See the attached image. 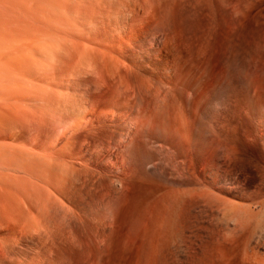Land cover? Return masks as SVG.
Listing matches in <instances>:
<instances>
[{"label":"rangeland","instance_id":"rangeland-1","mask_svg":"<svg viewBox=\"0 0 264 264\" xmlns=\"http://www.w3.org/2000/svg\"><path fill=\"white\" fill-rule=\"evenodd\" d=\"M88 1L0 0V202L13 204L19 198V206H13L24 204L27 214L20 212V220H28L12 224L13 206L0 203V264H161L132 215L140 194L163 183L212 196L196 195L189 220L175 227L178 233L166 251L169 264H199L209 256L219 260L225 251L231 264H264V130L253 119L259 134L250 136L238 126L239 117L231 127L224 121L235 104L234 89L245 87L250 55L242 56L247 63L233 65L232 77L197 110L195 88L202 93L211 87L214 66L210 44L199 43L205 19L185 23L173 43L178 52L165 56L164 31L143 29L139 17L123 20L114 11L101 10L114 0ZM237 3L233 0L232 12ZM242 8L250 21L263 16L249 28L264 27V3L244 0ZM71 21L72 29L67 25ZM100 43L115 56L118 71L126 76L123 83L113 76L111 65L96 61L101 58ZM200 50L205 52L201 59ZM260 83L264 89V81ZM160 103L158 111L180 136L173 143L161 138L157 125H162L151 117ZM215 129L221 139L232 138L228 145L236 148V155L227 156L221 148L196 153L200 130L210 138ZM66 142L67 153L53 157L52 163V153ZM54 164H60L59 171ZM58 179L68 182L61 195L54 188ZM5 212L9 219H2ZM59 230L64 234L60 239Z\"/></svg>","mask_w":264,"mask_h":264},{"label":"bare ground","instance_id":"bare-ground-1","mask_svg":"<svg viewBox=\"0 0 264 264\" xmlns=\"http://www.w3.org/2000/svg\"><path fill=\"white\" fill-rule=\"evenodd\" d=\"M238 1H239V4L237 3L235 5H237V7L239 5V7L237 8V10L235 12L233 11L234 13L232 12V9H231V5L233 3V0H114V3H112V4L111 3H107V4L104 5V7L102 6L101 7V10L106 11L108 14H109V12H110V14H114L113 12H111V11H114L120 17L122 16L123 20H124V18H125V20L128 19V18L131 20V19H135V17H139L138 18V21L142 25V28L143 29L146 30L147 28L151 27L152 29L154 28V29L158 30V28H159L162 31H164L166 34H165V40H164V43H163L162 51L164 52V55L165 56H169L170 54H172V52L174 50V44H173L174 43V40H177V39L179 40L180 39L181 32L183 31V25L185 23H189V22H193L194 23V22H197L198 20H201L202 18L205 19V28H204V31L201 34V38L202 39L200 40L199 43L202 44V45H204V43H205V45L210 44L211 51H212V54H213L212 55V61L211 62H213L214 66L212 68V71L210 72L211 80H212V82L210 84L211 87L208 88V89H204L205 91H202V93H201V90H200L201 88H198L197 87L198 85L195 88V91H197L196 92V96H197V99H198L196 101V103H195L196 106H197L196 107L197 110H198V107H200V104L203 102V100L207 99L208 96H210L211 92H213L219 85H221L223 81H226L227 79H230V77H232L233 72H234L233 71V67H234L233 65H236L237 66V64H235V63L238 62L239 60L242 62L241 59H242V56L244 54L250 55V61H249V63H247L248 58L245 59L246 61H244V59H243V61L248 64V66L245 65L246 66V68H245L246 71H245V76L244 77L246 79V84L243 83L245 85V87L243 86L244 89H242L241 86H240V88L242 90L240 88H238V90H235L234 89V91H233V93H234L233 94V97L235 98V104L232 105V109L229 111L230 113L228 114V116H226V118H224V121H225V123H228L227 124L228 126L231 127V123L230 122L237 116V117H239V120H240L238 122V126L240 125L242 127V129H244L245 132H247L248 134H250V136L255 135V136L258 137V135H256V134H259L258 129H260L261 131L264 130V89H262L263 85L260 83L261 81L262 82L264 81V27L262 26V28H260V29L257 30V29H254L252 27L249 28V26H253L252 24L256 23L263 16H262V14H259L257 16L251 17L252 18L251 21L249 19H246V18H248L249 14H245V10L242 8V3L244 2V0H238ZM259 1L261 3H264V0H259ZM98 2H100V1H98ZM103 2H102V4H104ZM250 3H251V1L248 4H250ZM99 4H101V3H99ZM253 4H254V1H253ZM254 5L256 6V4H254ZM9 6H10V4H9ZM80 6L81 5H79V7ZM97 7H99V5ZM78 9H80V8H78ZM80 10H78V11H80ZM84 10H86V9H84ZM75 12H77V10ZM85 13H86V11H85ZM248 13H250V12H248ZM77 15L78 14H76L75 17H73L72 19L76 18ZM237 15H239V18L236 20L235 18H236ZM71 16H73V15H71ZM77 18H78V16H77ZM90 18H91V16L89 17V19ZM70 19H71V17H70ZM92 20L93 19H91V21ZM244 20L245 21H247V20L250 21V22H248V25L244 23ZM260 21H261V19H260ZM74 23H76V22H74ZM69 24H72V21H71V23L69 22L67 25H69ZM8 26H10V25H8ZM69 26L71 27V25H69ZM257 26H258V24H257ZM74 28H76V27H74ZM78 28H79V26H78ZM151 28H150V30H151ZM64 29H65V27H64ZM71 29H72V27H71ZM78 30H80V29H78ZM85 34H87L86 31H85ZM85 34L83 33L82 35L85 36ZM161 35H162V33H161ZM86 36H87V39H88V36L89 35H86ZM57 41H60V40H57ZM91 42L88 43V46L89 47H90L89 44H91ZM68 43H69V40H68ZM101 44L102 43L99 44V46H100L99 49L100 50H99V53H98L101 56V58L100 59H97L96 61L103 63L107 67L109 65H111V67H113V72H114L113 73V76L114 77L115 76L118 77L119 80L121 81V83H123L124 80L126 79V76L123 75V74H121L118 71V65H117V63H114V61L116 60L114 58L115 56H112V54L107 51V48L105 49ZM64 46H65V44H64ZM64 46H62V48H65ZM197 50L199 51L198 48H197ZM157 51L160 52L159 50H157ZM175 52L177 53L178 50L177 51L174 50V53L173 54H175ZM200 52L201 53L199 55H200V59H201L203 56H205V52H204V50H200ZM85 53H84L83 56H86ZM91 53H94L93 50H92ZM45 54H46V52H45ZM174 56H176V55H174ZM244 57H245V55H244ZM171 58H173V56ZM176 59H179V58H176ZM50 60H53V59H50ZM244 62H242V64ZM111 67H110V69H112ZM240 69H241V67H240ZM241 73H242V70H241ZM166 93H165V95H166ZM199 93H201V94H199ZM50 94H52V92ZM172 94L173 93H169L168 92L167 95H172ZM172 96H174V95H172ZM46 97L49 98L48 96H46ZM51 97H52V95H51ZM43 99H45V98H43ZM49 101H50V99H49ZM159 102H161V101H159ZM159 102L156 101V104L159 103ZM163 102L162 103L164 104V106H166L165 105V101H163ZM169 103H170V101H169ZM47 104H48V102H47ZM49 106H51V105H49ZM159 106H161V103H160V105L157 106V112H152V114H154V115H151V117L152 116H156V119L158 118L159 123L162 125V127H160L159 124L157 125L162 130V132H160L161 133V138L165 142H169V143L171 142V143H173L174 140H176L180 136L178 135L177 132L174 133L173 130H171V128H172V126H170V124H171L170 121L171 120L170 121L168 120L170 122V124H168L169 122H167L166 117L164 118V116H163L164 112L163 111L162 112L158 111V107ZM52 107H54V106H52ZM59 107H60V105H59ZM161 107H163V106H161ZM47 108H48V105H47ZM50 108L51 107H49L48 109H50ZM166 108H169V107L166 106ZM166 108L164 107L163 109H166ZM173 108H174V106H173ZM51 110L52 109H50V111ZM152 110L153 109H151L150 111H152ZM181 110H182V108H181ZM85 112H86V110H85ZM172 112H173V110H172ZM5 115H7V114L5 113ZM195 115L197 116V114H195ZM167 119H170V118L168 117ZM253 119H255L254 120L255 122L254 121L253 122L256 124V126H257L258 129H255L256 127H253L252 126V123L251 122H252ZM180 120H182V119H180ZM254 123H253V125H254ZM235 127L237 128V126H235ZM219 128H222V127L220 126ZM200 131L201 132H199V136H197L196 141H195V145H194V149L196 150V153L199 154L203 150H205L206 148H211V149H214V150L217 149V148H221V149H223V150L226 151L225 153H226L227 156H230V157L231 156H234V154L236 153L235 152L236 148H234L235 149L234 150L232 147H230V145H228L229 143L232 144V141L230 140L232 138H229L228 137L225 140L221 139L218 135H216V129L212 132L213 135L210 138L207 136V134L205 133V131H203V130H200ZM2 133H1V135H2ZM4 133L6 134V132H4ZM158 133H159V131H158ZM68 142H70V141H68ZM14 144L15 143H13L12 145H14ZM69 145H70V143L68 144L66 142L59 150H57L55 153H52L53 156L50 157L51 159H49V158L48 159L52 162L55 157L57 159L61 158V156H63L64 154L67 153L68 148H69ZM11 147H14V146H11ZM30 153H31V150H30ZM16 154H17V152H16ZM40 155H42V154H40ZM46 156L49 157L50 155H46ZM46 156H44V157H46ZM52 158H53V160H52ZM46 160L44 161L45 163H46ZM49 160H47V161H49ZM60 164H59V166H57V165L54 164L53 167L56 166L57 167V171H59L58 170V167H60ZM14 167H16V166H14ZM43 169L41 170V172L43 171ZM51 169H52V167H51ZM52 170H54V169H52ZM44 171H45V169H44ZM148 174L150 176L153 175L150 172H148ZM58 177L61 178V176H58ZM61 181H59V179H58V182H57L58 183L57 184L58 186L54 185L55 186L54 187L55 189H56V187L59 189V190L57 189V191L59 192V194H60V191L62 192V190H63L62 189V186H63V184L67 180H65L64 183H62ZM42 183H44V182H42ZM47 183H48V181L46 182V184ZM61 183H62V185H60ZM67 183H65L64 185L66 186ZM70 187L71 188H74V189L75 188L77 189V186L75 185V183H71L70 184ZM54 188H52L53 191H51V189H49V191H51L53 193L54 192ZM46 190H48V189H46ZM78 190H80V189H78ZM57 191H55V194L57 193ZM13 192H15V191H13ZM36 192H38V191H36ZM34 193H33V195H34ZM1 194H3V193L1 192ZM56 195H58V193ZM196 195H198L199 197H201V196H206V195L210 196L211 194H209L208 192H205V193L203 192V194L199 195V192L197 190L190 189V188H188V189L187 188H175V187H171L170 184H166L165 185V183H163L162 186L152 188L150 191H147V192H145L143 194H140V196L135 201L133 215H132V217H133V224L135 226H138L137 228H139V227H143L144 228V232H145V235H144V238L145 239L144 240H145V242L148 243V245L150 246L151 250L159 257V259L161 261V264H167L168 263L167 255H166V251L168 249V242H169L170 238H172V236H174V235L176 236V234L178 233V232H175V229H176L175 227L176 226L178 228L180 226L182 227V225L185 224L189 220V217H190L189 210H191L190 206L192 205V201H193V199H194V197ZM42 196H43V194H42ZM210 197H212V196H210ZM17 198H18V196H17ZM34 199H36V198H34ZM40 199H38V200H40ZM99 199L101 200V198H99ZM21 200H23V199H21ZM27 200H26V202L30 201V200H28V201ZM38 200H36V201H38ZM50 200L52 201L53 198L50 199ZM18 201H19V198L16 201L13 200V202H14L13 204H15V202L18 203ZM40 201L42 202V199ZM2 203L4 205L7 203L6 205L7 206H10V207L13 206V204L10 203L9 200L8 201H5V203L4 202H2ZM9 203H10V205H9ZM33 203L34 202H32V204ZM3 204H2V207H3ZM19 204L21 205V203H19ZM23 205H22V207H24ZM47 205H48V203H47ZM15 206L18 207L19 205L15 204ZM15 206H13L11 208L10 207H7V208H10L11 209V214L10 215L13 217V218L11 217L12 218V224L20 225L21 224L20 221L24 224V221L26 222L28 220H26V218L20 220V217H22L24 214H27L26 213V210H25V208H22V207H21L22 210H20L21 208H17L16 209ZM101 206H102V204H101ZM224 207H225V205H224ZM229 207H228V209L226 208V210H229L231 208V207L230 208ZM235 207H237V206H235ZM235 207H232V208H235ZM12 208H14L13 212H12ZM239 208L237 207L236 210L235 209H232V210L233 211L235 210V212L237 210H238V212L239 211L241 212L242 209H239ZM49 209H50V207H49ZM8 212H10V210ZM19 213L22 214V216H20ZM2 214H4L3 211L1 212V215L0 216H3ZM33 214L32 215H27V216L28 217L29 216H33ZM7 215H8V219H9L10 218L9 217V214H7ZM7 215H6V212H5V216L3 218L2 217L1 218L4 219V218H6ZM24 216L26 217V215H24ZM5 221L7 222V219H5ZM46 221H47V219H46ZM10 222H11V220L8 221L7 223H9V225H10L11 224ZM38 222H39V220H38ZM43 223H44V221H43ZM42 224H40V225H42ZM45 224H46V222L42 226L46 227ZM40 225H39V227H40ZM32 227L37 228V226H32ZM32 227H31V229H32ZM56 227L57 226H55V229H56ZM40 230H43V228L40 229ZM46 230H48V228L45 229V231ZM49 230L51 231V229H49ZM56 230H58V229H56ZM57 232H59L58 235L61 236V237H58V235H57V238L58 239H60V238H62L64 236V234L62 233L63 231H61V233H60V230L57 231ZM57 232H56V234H57ZM51 234H53V233H51ZM51 234H48L49 237H51L50 236ZM54 237H56V235H54ZM54 237H52V238H54ZM220 250L221 249H219V251H218L219 254L220 253L223 254L224 251L221 252ZM226 252L227 251H225V253ZM224 254L223 255H220L221 258L219 260H216V258L215 259L214 258H209V257H212V256H209L207 254L209 257L207 256L208 258L201 259L203 261L200 260L201 262H199V264H231V262L229 263V260H230L229 258L230 257L228 258L227 257L228 255L225 254L226 255L225 256ZM204 255H206V254H204ZM211 255H212V253H211ZM215 255H216V253H214V256ZM245 258L247 259V257H245ZM243 260H245V259L243 258Z\"/></svg>","mask_w":264,"mask_h":264}]
</instances>
